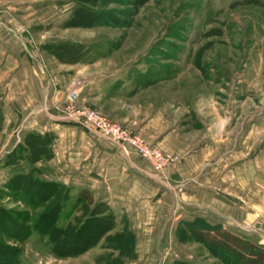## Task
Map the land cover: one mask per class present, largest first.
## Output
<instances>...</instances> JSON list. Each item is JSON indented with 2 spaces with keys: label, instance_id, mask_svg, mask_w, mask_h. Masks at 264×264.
I'll list each match as a JSON object with an SVG mask.
<instances>
[{
  "label": "rangeland",
  "instance_id": "374dc122",
  "mask_svg": "<svg viewBox=\"0 0 264 264\" xmlns=\"http://www.w3.org/2000/svg\"><path fill=\"white\" fill-rule=\"evenodd\" d=\"M71 107L97 111L172 160L174 148L207 145L208 163L227 157L228 193L216 199L228 208L212 213L216 227L251 241L228 221L256 215L264 243V0H0V264H233L191 237L211 212L173 187L172 163L158 173L131 148L165 187H137L110 207L88 191L93 204L80 199L50 165L58 140L81 131L51 122H68ZM146 124L177 143L157 147L140 134ZM51 203L56 222L38 225ZM81 228L76 244L51 242L55 229Z\"/></svg>",
  "mask_w": 264,
  "mask_h": 264
},
{
  "label": "crops",
  "instance_id": "0c3cea01",
  "mask_svg": "<svg viewBox=\"0 0 264 264\" xmlns=\"http://www.w3.org/2000/svg\"><path fill=\"white\" fill-rule=\"evenodd\" d=\"M34 75L41 81L42 86L45 80L49 81V91L56 87L55 84L54 87L53 84H50L54 80L48 74L36 70ZM45 90L48 89L45 88L44 92H46ZM54 93L63 94L62 91H58L57 87L54 89ZM51 119L55 126L62 129H70L75 126V124L62 121L61 119H54L53 117ZM71 124L73 125L71 126ZM74 128L80 129L79 127ZM149 128V124L142 126L140 134L151 133V141L159 148L166 149L169 140L172 139L174 142L177 139L176 135L173 134L165 136L157 132L154 135ZM80 130V132H74L75 137H67V140L64 138L58 140L54 158L50 162L51 166L58 165L56 166L61 172L59 175L64 176L65 181L73 187H79L80 191L91 192L95 199H102L103 203L108 204L109 207L119 199L132 201L130 194L133 190L134 192L138 190L137 187H165L162 183H155L149 178L151 177L150 169L145 165L146 162L142 161L135 153L129 151L126 155L124 151L113 146L97 134L85 132L82 128ZM65 145L71 149L74 148L75 152L71 153L65 150ZM58 147L59 150H57ZM209 149L210 151L212 150L208 145L204 148L189 149L188 151L179 148L172 149L171 157L173 158V163L166 171L165 176L168 180L171 179L173 187H182V189L188 187L186 199L189 205L193 210L206 211V214L210 211L211 214H207L208 217H206L204 222L208 226L210 224V226L216 227L218 222L213 219L212 213L224 217L222 211L228 208L227 204L218 201L216 196L218 193H228L229 178L228 169L225 165L227 157L224 159L222 156H216L214 158L216 163L212 165L208 163L209 157L213 158V153ZM137 198L135 196V199ZM123 201H120L119 205ZM117 204L115 202L114 205ZM251 217L253 218L252 220H250ZM255 219L256 215H253L249 216L247 220L242 217V221L237 219L227 221L236 223L237 226L239 225L240 230L247 232V236L249 235V239L253 243L263 246L264 243H262L258 233L251 226V222ZM221 224L225 223L221 221ZM223 227L227 230H233L224 225ZM232 232L238 233L234 230Z\"/></svg>",
  "mask_w": 264,
  "mask_h": 264
},
{
  "label": "trees",
  "instance_id": "16d2710c",
  "mask_svg": "<svg viewBox=\"0 0 264 264\" xmlns=\"http://www.w3.org/2000/svg\"><path fill=\"white\" fill-rule=\"evenodd\" d=\"M37 153V152H36ZM39 156V152L37 153ZM30 186L31 183H28ZM36 186H39V184L36 183ZM28 191V187L26 189ZM54 191H51V193H48V196L42 199V203L44 204L48 202L50 199L55 197ZM80 199L83 201H87L90 205L93 204V199L91 195L87 191H83L79 195ZM36 202L40 201L39 199L35 200ZM40 203V202H38ZM53 203V202H52ZM51 203V204H52ZM47 208L48 209V215L45 216V219L48 217H51V220H48V222H43V220L38 221V225L42 224H53L56 222V217L54 216V212L50 213V209L52 210L54 208V204H52ZM35 207L37 205L34 204ZM54 210V209H53ZM102 215H93L91 222L92 223H110L111 220L108 217H101ZM55 219V221H54ZM48 225H46V228H48ZM83 228L77 230V229H67L65 231L55 229L51 236V242L57 246L61 247L62 249L66 248V245H72L78 243L77 239L75 237H81V232H83ZM99 232H97L98 234ZM79 235V236H78ZM99 235V234H98ZM191 237L195 240V242L203 245L206 249L210 250L211 252L220 255V257L223 256L224 262H227L228 259H231L233 264H264V248L258 246L257 244L237 235L234 234L228 230H225L220 227H208L206 225V228L203 229H192L190 230ZM74 237V238H72ZM96 237V235H95ZM80 241V239H79ZM91 244H94L93 242ZM91 244L89 246H91ZM88 245L86 247H89ZM56 247V248H57ZM9 258L12 257L13 253H9ZM59 255V254H57ZM62 256V255H59ZM68 256V255H66Z\"/></svg>",
  "mask_w": 264,
  "mask_h": 264
},
{
  "label": "built area",
  "instance_id": "2783aa9c",
  "mask_svg": "<svg viewBox=\"0 0 264 264\" xmlns=\"http://www.w3.org/2000/svg\"><path fill=\"white\" fill-rule=\"evenodd\" d=\"M79 99L77 92H71L67 100L72 105ZM64 119L73 123L82 129L97 134L102 139L110 142L113 146L118 147L127 155L134 149L145 161L149 162L156 172L161 174L169 167L173 160L163 155L157 148L147 145L138 136H133L127 129L115 124L97 111L91 108L75 110L70 108V112Z\"/></svg>",
  "mask_w": 264,
  "mask_h": 264
}]
</instances>
